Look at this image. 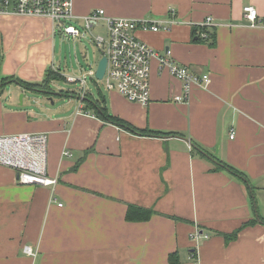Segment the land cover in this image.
<instances>
[{
  "label": "crops",
  "instance_id": "1",
  "mask_svg": "<svg viewBox=\"0 0 264 264\" xmlns=\"http://www.w3.org/2000/svg\"><path fill=\"white\" fill-rule=\"evenodd\" d=\"M245 5L257 10V26L243 16ZM92 9L177 21L136 36L209 81L175 101L182 83L152 58L146 106L101 90L94 75L93 88L85 80L77 90L54 92L55 80L78 78L52 63L61 37L55 24L0 14V135L45 134L46 172L57 179L20 184L0 165V264H264V225L242 227L264 217V0H72L77 20ZM205 17L215 26L207 27V41L196 40L195 25ZM48 71L56 77L46 90L28 86L44 82ZM54 96L65 100L50 104ZM216 162L241 175L215 170ZM129 204L152 213L128 220ZM239 228L225 240L223 233ZM196 229L207 238L191 240Z\"/></svg>",
  "mask_w": 264,
  "mask_h": 264
},
{
  "label": "built area",
  "instance_id": "2",
  "mask_svg": "<svg viewBox=\"0 0 264 264\" xmlns=\"http://www.w3.org/2000/svg\"><path fill=\"white\" fill-rule=\"evenodd\" d=\"M13 13L25 16L48 17L55 24V29L69 38L84 37L87 31L100 52L106 57L105 72L101 80L105 87L118 91L130 101L146 106L149 103V69L152 58H157L169 73L182 83V93L175 95V101H185L193 84L201 85L209 81L208 75H196L187 66L180 65L166 56H159L157 51L136 36L137 30L158 32L167 30L177 23L173 19L147 21L145 19H127L107 16L103 9H92L77 20L72 12V0H0V14ZM170 14H173L171 10ZM243 16L251 27L257 26V10L251 5L243 6ZM83 24L81 31L72 22ZM102 27L104 34H96L95 27ZM215 26L211 17H205L195 25L200 39L207 41L209 35L205 27ZM94 75L92 69L88 70ZM69 82H85V77L67 76ZM233 137V130L230 133ZM46 141L43 133H16L0 135V165L16 172V181L20 184L50 186L57 182L46 172ZM63 155L70 156L65 150ZM59 205H61L59 203ZM191 240L207 238V234L196 229L190 235ZM24 252L35 255L30 246H24Z\"/></svg>",
  "mask_w": 264,
  "mask_h": 264
},
{
  "label": "rangeland",
  "instance_id": "3",
  "mask_svg": "<svg viewBox=\"0 0 264 264\" xmlns=\"http://www.w3.org/2000/svg\"><path fill=\"white\" fill-rule=\"evenodd\" d=\"M72 24L77 26L81 31H85L82 23L76 21L72 22ZM94 32L96 34H104V29L102 27L96 26ZM60 36L61 37L58 36L57 43L55 45V48L53 49L52 63L56 68H59L60 73L64 75L66 72L77 77H85L86 84L89 87L93 88L91 85L92 78L88 74V70L95 69L98 58H100V52L96 45L90 41L91 35L87 31V34L84 37L69 38L63 36L62 34ZM85 53L86 56L83 57ZM95 81L99 83V87L101 90H104V88H106L103 80L95 79ZM79 85L80 82H66L62 78L55 80V83H51L52 90H55L54 92L58 93L60 89L64 91L77 90ZM62 100H65V98L54 96L52 97L50 104L51 102L59 104L60 102H62Z\"/></svg>",
  "mask_w": 264,
  "mask_h": 264
},
{
  "label": "trees",
  "instance_id": "4",
  "mask_svg": "<svg viewBox=\"0 0 264 264\" xmlns=\"http://www.w3.org/2000/svg\"><path fill=\"white\" fill-rule=\"evenodd\" d=\"M204 29L207 32V34L211 36V31H208L207 27H205ZM197 39H200V38H196V40ZM200 40H203V39H200ZM212 42L213 41H211L210 43H212ZM55 77H56V75L54 74L53 71H48L47 74H46V78H45L44 82H41L39 84H30V83H27V84H29L28 86H33V88H35V89H43L44 88L46 90L49 87L48 86V81L53 79V78H55ZM4 81H5V79L1 78L0 79V84H3ZM100 113H102V109H101ZM105 115H106L105 118H107L108 120L112 121L113 123L121 124L124 127L130 128V125H128L127 123H123L125 121H121L120 119H118V118H116L114 116H110V115H108L106 113H105ZM133 131L136 132L137 130L133 129ZM141 132L149 134V135H158V134L166 135V133H163L161 131H154V130H150V129H142ZM191 145H192L193 150L197 151L198 153H201L202 156H206V157H210L211 156V154L207 150L203 149L202 147H199V146H197L196 144H194L192 142H191ZM219 167L226 168L231 173H235V174L237 173V174L241 175V173L238 172L237 169H235L234 167H232V166H230L228 164L221 165V163L216 162L215 163V167H214L215 170H217ZM151 213H152V211H150L149 209H143V208L134 206L132 204H129L128 207H127V210H126V218L128 220H133V221L145 220V219L149 218ZM257 222H260L261 224L264 225V217L259 216V219H256V218L250 219L247 222H245L242 225V227L243 226H247V225H253V224L257 223ZM242 227H240V228H242ZM240 228L236 229L235 231H233L231 233H223L222 235L224 236L226 241H229V240H231V239L236 237V235L238 233V230H240Z\"/></svg>",
  "mask_w": 264,
  "mask_h": 264
},
{
  "label": "water",
  "instance_id": "5",
  "mask_svg": "<svg viewBox=\"0 0 264 264\" xmlns=\"http://www.w3.org/2000/svg\"><path fill=\"white\" fill-rule=\"evenodd\" d=\"M105 67H106V57L104 55H102L98 59L96 67H95L94 78L96 80H101L102 79L103 74L105 72Z\"/></svg>",
  "mask_w": 264,
  "mask_h": 264
}]
</instances>
